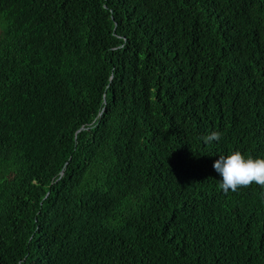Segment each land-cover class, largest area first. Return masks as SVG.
<instances>
[{
    "label": "trees",
    "instance_id": "1",
    "mask_svg": "<svg viewBox=\"0 0 264 264\" xmlns=\"http://www.w3.org/2000/svg\"><path fill=\"white\" fill-rule=\"evenodd\" d=\"M235 150L264 158V0H0V264H264Z\"/></svg>",
    "mask_w": 264,
    "mask_h": 264
},
{
    "label": "clouds",
    "instance_id": "2",
    "mask_svg": "<svg viewBox=\"0 0 264 264\" xmlns=\"http://www.w3.org/2000/svg\"><path fill=\"white\" fill-rule=\"evenodd\" d=\"M220 138L221 133L212 132L203 139L205 143H210ZM213 168L221 177L219 188L225 194L250 187L252 184L264 188V158H254L235 150L227 156H219Z\"/></svg>",
    "mask_w": 264,
    "mask_h": 264
}]
</instances>
